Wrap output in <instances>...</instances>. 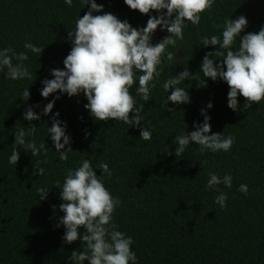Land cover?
<instances>
[{"label":"trees","instance_id":"1","mask_svg":"<svg viewBox=\"0 0 264 264\" xmlns=\"http://www.w3.org/2000/svg\"><path fill=\"white\" fill-rule=\"evenodd\" d=\"M259 1L263 12L251 24L243 0H215L210 10L201 13L199 26L186 22L184 39L166 48L157 66L161 75L154 81L156 87L151 89L149 101L136 95L137 80L130 92L137 106L144 103L140 126L148 124L152 133L146 141L136 126L95 120L84 107L88 101L83 93L69 97L57 91L47 98L40 94L42 81L54 79L51 70H64L63 61L72 48L69 32L90 3L72 0L70 6L66 0H0V50L11 47L16 53L27 52L28 60L23 63L32 76V80H10L0 72V264H74L69 259L71 253L83 251L85 245L80 239L71 244L62 239L66 229L57 224L64 215L59 209L64 201L56 186L59 182L62 187L67 170L80 166L84 158L91 160L98 176L103 174L98 168L100 162L109 166L111 176L101 178L112 196L122 201L112 223L116 230L132 237L136 264H264V99L247 107L245 98L238 95V109L233 111L228 107L227 83L204 78L200 72L207 53L227 51L219 45L203 46L201 37L217 35L222 41L223 28L215 25L243 15L248 24L234 42L235 50L242 36L258 33L264 26V0ZM95 2L103 5V10L93 15L111 13L137 29L145 27L150 16L160 15L154 10L141 14L124 0ZM157 32L158 28L152 36L153 45L169 35L165 30L157 40ZM25 42L44 50L41 55L32 53L24 48ZM168 52L175 54L172 61L167 60ZM211 58L214 64L223 59L217 55ZM13 63L17 61L13 59ZM185 68L204 79L206 86L197 87L199 81L192 78L182 81L178 87L188 91L190 103L173 105L169 101L168 107L176 111L168 112L166 101L171 89L167 93L162 85ZM26 88L30 92L27 102L21 98ZM56 96L60 99L51 113L31 122L23 119L27 107L39 105L33 109L39 115ZM209 103L211 109L207 108ZM201 109L211 118L209 134L231 135L235 137L233 146L228 152L201 153L199 145L191 142L176 156L173 140L196 130L194 123H203ZM57 112L58 119L67 124L66 135L73 149L66 161L59 159L48 133ZM133 115L130 113V119ZM31 125L36 131L27 135L26 141H34L37 147L44 143L46 154L41 150L32 156L13 145L15 131L19 127L27 131ZM86 132L90 133L87 138ZM14 147L20 153L16 165L9 163ZM37 161L45 170L43 175L33 174ZM209 172L221 178L232 176L231 188L217 186L227 193L224 208L215 203L219 191L206 187ZM241 184L248 186L246 195L237 190ZM39 188L49 190L46 199L40 198ZM84 231L78 229L81 236Z\"/></svg>","mask_w":264,"mask_h":264},{"label":"clouds","instance_id":"2","mask_svg":"<svg viewBox=\"0 0 264 264\" xmlns=\"http://www.w3.org/2000/svg\"><path fill=\"white\" fill-rule=\"evenodd\" d=\"M71 6L72 0H66ZM90 3L89 10L79 17L75 22V29L69 32V39L72 41L70 53L63 61L64 70L52 69L51 75L54 79H44L43 87L40 90L42 97L47 98L50 94L59 91L66 93L69 97L83 93L88 101L85 108L97 121H123L140 129V138L151 139V129L141 127L144 121L141 113L144 111V103L136 105L135 98L130 92L133 85L137 83L136 95H139L144 102L150 100V91L156 87L154 82L161 75L157 66L162 63V56L168 46L175 47L177 40H183V29L186 22L199 26L201 13L210 10L215 0H124V3L132 10H138L141 14H149L150 11L160 13L159 16H150L143 28H134L130 23L120 21L115 15L105 13L93 15L103 10V5H98L95 0H84V5ZM162 10H166L163 12ZM247 19L241 15L235 20L229 18L224 24L215 25L223 28L222 41L217 35L201 37V44L205 47L212 45L225 52L215 51L207 53L201 64L200 72L204 78L223 80L229 86L228 107L233 111L238 109V95L246 100L245 106L251 107L253 103L259 104L264 99V26L258 33H247L239 39V47L233 50V44L240 36V33L247 27ZM167 30L169 33L164 39L155 45L152 44V36L157 30ZM24 48L32 53L41 55L44 48L32 43L25 42ZM173 52L167 53V60L172 61ZM213 55L223 57L219 64H214L211 58ZM13 59L17 63H13ZM28 60L27 52L16 53L11 47L0 50V72L5 73V78L10 80H21L32 76L23 61ZM6 69V71H5ZM137 73H140L137 76ZM192 78L199 81L197 87L206 86L205 80L191 75L187 68L167 79L162 87L168 93L166 110L176 111L175 107L169 108L168 102L173 105L190 103V96L187 90L178 87L182 81ZM21 98L27 102L30 92L26 88ZM55 99L43 107L41 114L33 109L39 105L29 106L25 109L23 119L33 121L41 119V115H48L52 112ZM213 105L209 103L208 109ZM130 113H134L130 119ZM204 116L203 123H194L196 130L184 135H177L173 140L176 145L175 155H181L191 142L199 145V151L228 152L235 142V137L222 136V133L209 134L211 132L210 117L204 109H201ZM57 112L52 116V125L48 127L56 152L61 161L68 159V153L73 151L70 144V137L66 135L67 124L58 119ZM82 119V117H81ZM63 125V126H62ZM36 126L27 128L19 127L15 131L14 146H20L25 151H30L32 156L39 155L41 150L47 153L44 143L37 147L34 141H26L29 134L34 135ZM90 135L86 132L85 136ZM63 140V143H61ZM68 146L66 150L65 146ZM63 150V151H62ZM171 154V153H169ZM20 159L18 147H14L9 163L16 165ZM46 162V161H45ZM40 161L34 165L33 174H44V169L39 167ZM99 169L102 175L98 176L94 171L91 160L83 159L80 166L75 169H68L60 196L64 203L59 205L64 215L60 218L59 224L66 229L63 240L71 244L80 239L85 245L83 251L75 250L69 259L74 264H136L137 256L132 250L134 243L131 236L116 230L112 223L113 213L118 205L122 203L119 197H113L105 187L101 177L105 174L111 176V171L106 162H100ZM209 179L206 187L215 189L223 184L227 188L232 187L231 174H225L222 178L215 172L208 173ZM238 191L248 192V186L241 184ZM40 198L46 199L49 190L39 188ZM227 193L219 191L215 197V203L221 208L227 206ZM55 205L53 209L55 210ZM83 228L84 234L78 232Z\"/></svg>","mask_w":264,"mask_h":264},{"label":"rangeland","instance_id":"3","mask_svg":"<svg viewBox=\"0 0 264 264\" xmlns=\"http://www.w3.org/2000/svg\"><path fill=\"white\" fill-rule=\"evenodd\" d=\"M243 1H244V9H245V13L248 18V21L251 24L256 23L257 18L263 12V8L261 6L260 1L259 0H243ZM165 30L162 31L158 27V32L156 35L157 40H160L162 38V34L164 33Z\"/></svg>","mask_w":264,"mask_h":264}]
</instances>
